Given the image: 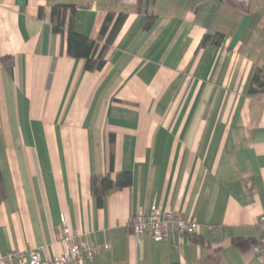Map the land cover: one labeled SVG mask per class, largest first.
Returning a JSON list of instances; mask_svg holds the SVG:
<instances>
[{
  "label": "crops",
  "instance_id": "crops-1",
  "mask_svg": "<svg viewBox=\"0 0 264 264\" xmlns=\"http://www.w3.org/2000/svg\"><path fill=\"white\" fill-rule=\"evenodd\" d=\"M57 4L93 40L123 15L101 71L53 31ZM257 72L264 0H0V256L61 255L65 213L79 241L111 245L87 264H264ZM123 172L131 184L99 202L93 179ZM154 205L197 233L137 242L133 218Z\"/></svg>",
  "mask_w": 264,
  "mask_h": 264
},
{
  "label": "built area",
  "instance_id": "built-area-1",
  "mask_svg": "<svg viewBox=\"0 0 264 264\" xmlns=\"http://www.w3.org/2000/svg\"><path fill=\"white\" fill-rule=\"evenodd\" d=\"M257 227L264 237V214L259 216ZM198 229L199 225L196 222L157 205L152 206L148 212L139 210L131 224V232L137 242H140L144 235H150L157 242L162 241L170 233L193 236ZM60 241L64 244L65 250L52 259H43L42 250L35 248L0 256V264H87L94 261L102 252L111 250L108 242L93 244L79 241V235L70 226L69 217L65 213L61 215ZM252 250L258 259L264 260V244L254 245Z\"/></svg>",
  "mask_w": 264,
  "mask_h": 264
},
{
  "label": "trees",
  "instance_id": "trees-1",
  "mask_svg": "<svg viewBox=\"0 0 264 264\" xmlns=\"http://www.w3.org/2000/svg\"><path fill=\"white\" fill-rule=\"evenodd\" d=\"M76 7L70 4H57L52 8L51 23L55 33L64 35L67 30V50L70 56L85 60V70L88 72L101 71L105 66L106 52L111 46L117 35L122 23L123 15L118 17L109 13L103 24L98 40H93L80 35L74 26ZM151 22L148 23L150 25ZM208 40V38H207ZM223 36L215 38L217 45L221 44ZM10 58L3 61L6 66L10 64ZM254 82L258 83L260 88L264 89V82L261 80L260 73L257 72ZM131 184V174L127 172L119 173L116 180L113 181L108 177L93 179L92 192L99 202L113 190L123 189Z\"/></svg>",
  "mask_w": 264,
  "mask_h": 264
}]
</instances>
